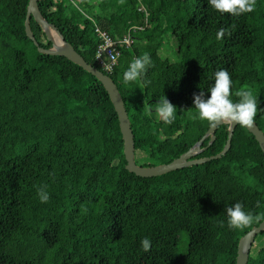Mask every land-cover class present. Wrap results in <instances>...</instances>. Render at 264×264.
<instances>
[{"label": "trees", "instance_id": "obj_1", "mask_svg": "<svg viewBox=\"0 0 264 264\" xmlns=\"http://www.w3.org/2000/svg\"><path fill=\"white\" fill-rule=\"evenodd\" d=\"M27 4L0 0V264H235L240 237L264 220L242 229L226 225L225 208L235 202L264 214V156L252 133L237 124L225 154L203 163L153 177L128 171L107 91L78 64L37 50L24 29ZM37 5L115 83L136 164L168 163L202 138L209 126L193 118V94L207 95L220 69L230 75L234 102L241 90L256 95L254 122L264 134V0L238 17L207 8L206 0ZM94 25L118 42L111 71L95 59ZM29 26L39 46H51L32 16ZM220 29L225 34L217 39ZM145 52L153 61L144 77L150 83L123 85L122 72ZM163 96L177 110L171 124L147 112ZM227 134L218 125L192 158L219 153ZM43 185L46 203L37 196ZM145 237L147 252L140 248ZM246 264H264V229Z\"/></svg>", "mask_w": 264, "mask_h": 264}, {"label": "clouds", "instance_id": "obj_2", "mask_svg": "<svg viewBox=\"0 0 264 264\" xmlns=\"http://www.w3.org/2000/svg\"><path fill=\"white\" fill-rule=\"evenodd\" d=\"M256 0H206L207 8L219 14H229L238 17L244 13L252 12ZM225 34L224 29L216 32V38L221 39ZM153 61L150 55L145 52L132 59L126 69L122 72L121 83L129 85L133 82H139L146 86L150 83L144 79L146 71L152 67ZM211 84L205 90L198 94H193L192 107L194 108L193 118L206 121L210 128L219 124L227 127L239 125L241 128L251 129L254 125V117L257 113V97L249 90H241L236 93L238 99L234 102L230 99V86L232 81L226 69H220L212 73ZM176 107L171 104L164 96L147 109L149 114L155 116L164 124H171L175 119ZM47 185L40 186L37 189V196L41 203L49 200V194L46 191ZM226 225L229 229H242L249 224L264 219V214L253 215L246 212L240 202H235L225 208ZM222 225L224 221L221 222ZM151 241L145 237L140 241V248L147 252L150 249Z\"/></svg>", "mask_w": 264, "mask_h": 264}, {"label": "water", "instance_id": "obj_3", "mask_svg": "<svg viewBox=\"0 0 264 264\" xmlns=\"http://www.w3.org/2000/svg\"><path fill=\"white\" fill-rule=\"evenodd\" d=\"M37 1L38 0H28L26 8V17L24 20V29L27 37L33 42L39 52L50 55L64 56L70 61L78 64L83 69L93 74L102 83L103 87L109 95V98L117 114L121 137L123 140V153L126 160L125 168L128 171L133 172L134 174L142 177H153L170 172L178 168L203 163L213 158H219L220 156L225 154V152L230 146L231 136L236 125H233L232 127H227L228 134L226 143L223 149L215 155L202 158H192L194 155L200 153L204 149L200 147V145L206 136H210L209 143L212 142V140L214 139V130L218 125L214 128L209 127L205 134L202 136V138L196 141L184 153L180 154L178 157L172 159L168 163H163L154 166H140L136 164L134 160L133 133L130 127V122L121 95L115 83L107 74L103 73L101 70L86 62L84 58L73 48V46L64 39L63 35L57 29V27L54 24L48 22L46 18L41 14L37 5ZM30 16L33 17V19L39 24L41 30L45 33L47 40L51 43L50 47H41L35 40L34 35L29 26ZM246 129L251 132L252 135L255 137L264 156V134L262 130L257 126L255 122L251 129ZM263 229L264 220L261 221L257 226H253L250 230H248L244 235L240 237L237 245L235 264H246L249 249L251 247L253 239L255 235Z\"/></svg>", "mask_w": 264, "mask_h": 264}, {"label": "built area", "instance_id": "obj_4", "mask_svg": "<svg viewBox=\"0 0 264 264\" xmlns=\"http://www.w3.org/2000/svg\"><path fill=\"white\" fill-rule=\"evenodd\" d=\"M94 32L99 39L95 59L105 70L111 71L119 56V50L117 49L118 42L112 39L98 25H94ZM123 42L128 45L130 43L129 37L123 38Z\"/></svg>", "mask_w": 264, "mask_h": 264}, {"label": "rangeland", "instance_id": "obj_5", "mask_svg": "<svg viewBox=\"0 0 264 264\" xmlns=\"http://www.w3.org/2000/svg\"><path fill=\"white\" fill-rule=\"evenodd\" d=\"M21 46H22V47H24V48H26V46H27V45H26V44H24V45H21ZM163 53H164V54H166V53H168V54H169V53H170V51L163 52ZM180 251H181V247L179 248L178 252H180Z\"/></svg>", "mask_w": 264, "mask_h": 264}]
</instances>
